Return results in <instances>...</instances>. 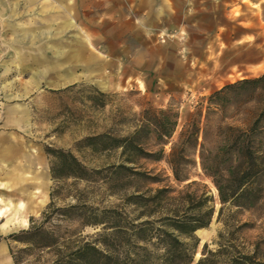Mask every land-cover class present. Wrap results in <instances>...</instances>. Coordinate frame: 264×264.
Instances as JSON below:
<instances>
[{
	"label": "rangeland",
	"instance_id": "obj_1",
	"mask_svg": "<svg viewBox=\"0 0 264 264\" xmlns=\"http://www.w3.org/2000/svg\"><path fill=\"white\" fill-rule=\"evenodd\" d=\"M117 1L125 8L128 0ZM138 3L135 0V6ZM140 5L149 16L103 15L107 7L100 4L97 16L92 10L86 17L84 1L38 0L16 5L3 19L0 196L24 201L15 190L34 170L43 172L47 184L46 202L38 201L41 209L27 215L25 225L0 234L9 254V246L16 253L25 244L11 241L8 235L27 229L30 218L39 222L46 210L51 219L44 227L55 228L60 241L97 242L104 239L101 221L116 224L115 211L122 210L128 221L134 215V206L123 208L126 195L164 185L177 195L187 183L176 182L164 160L137 158L130 164L159 182L118 171L120 150H98L102 144L92 149L86 137L128 135L144 123L145 110L178 113L171 142L196 120L198 141L207 149L216 144L219 125L249 124L257 107L254 102L233 103L221 114L208 108L207 98L227 83L264 73V0H144ZM260 137L264 144V131ZM169 146L165 145L166 152ZM144 147L155 151L159 145L150 136ZM46 149L70 150L87 167L88 178L54 181L52 157ZM191 173L215 198L210 223L196 232L199 244L194 258H199L205 243L209 249L216 247L222 223L216 220L220 204L211 179L202 174L199 164ZM237 219L249 225L241 236L253 241L264 231L263 203L239 211ZM50 252L34 248L20 255V264H42Z\"/></svg>",
	"mask_w": 264,
	"mask_h": 264
},
{
	"label": "trees",
	"instance_id": "obj_2",
	"mask_svg": "<svg viewBox=\"0 0 264 264\" xmlns=\"http://www.w3.org/2000/svg\"><path fill=\"white\" fill-rule=\"evenodd\" d=\"M207 102L208 108L221 114L233 103L254 102L257 107L245 128L219 125L218 140L212 149L198 141L200 127L196 120L186 124L177 140L171 142L178 113L170 114L169 109L156 113L145 110L144 123L128 135L114 137L102 133L85 139L92 149H97V144H102L98 150L119 149L116 169L132 172L136 179L159 182L146 171L130 166L137 158L164 160L176 182L187 181L177 195L167 185L126 195L123 208L126 204L134 206V215L128 221L122 210L115 211L116 224L109 226L101 221L104 225L100 235L104 239L97 242L60 241L55 228L44 227L51 219L46 210L39 222L30 218L27 229L8 235L11 241L25 244L16 251L18 256L9 246L14 264H20V255L34 248L51 250L42 264H264V231L248 241L241 234L249 225L237 219L239 211L259 203L264 205V144L260 137L264 131V73L225 84L213 91ZM150 136L159 145L155 151L144 147ZM45 151L52 157L50 174L54 181L64 177L88 178L87 167L70 150ZM198 164L216 189L220 204L216 220L222 228L214 240L216 247L209 249L205 243L195 262L199 244L195 231L205 229L215 211L211 190L201 180L192 178L191 170ZM53 196L52 190L49 207L53 205Z\"/></svg>",
	"mask_w": 264,
	"mask_h": 264
},
{
	"label": "crops",
	"instance_id": "obj_3",
	"mask_svg": "<svg viewBox=\"0 0 264 264\" xmlns=\"http://www.w3.org/2000/svg\"><path fill=\"white\" fill-rule=\"evenodd\" d=\"M38 0H0V31L4 25L3 19L10 16V13L14 11L16 5H21L25 2H33ZM85 3V16L93 10L95 16L99 14L98 8L100 4H103V7H107L106 3H109L110 6L102 9L103 15L108 14L112 17L115 15H122L125 17H147L149 16V10L145 6L140 5L144 0H139V5L135 6V0H128L124 8V5L119 4L117 1L114 3V0H80ZM103 2V3H102ZM113 2V3H112ZM112 3V4H111ZM89 12V13H88ZM14 16V14H13ZM67 78L66 80H70ZM30 159V158H29ZM33 160L30 159L28 165H32ZM18 168L23 169V164H18ZM2 168L0 167V172ZM28 179L25 180L20 186L15 190V195L17 197H23L24 201H19L18 203L13 202L9 198H2L0 196V234H6L10 231H13L27 223V215L37 213L41 207L38 205L39 200H44V203L47 200V184L45 176L42 171L34 170L30 173H26ZM19 203L24 204L23 209H19ZM38 209V210H37ZM37 210V211H36ZM22 221H25V224L22 225ZM5 226V228H3ZM0 264H13L12 258L8 253V246L6 242H1L0 240Z\"/></svg>",
	"mask_w": 264,
	"mask_h": 264
},
{
	"label": "bare ground",
	"instance_id": "obj_4",
	"mask_svg": "<svg viewBox=\"0 0 264 264\" xmlns=\"http://www.w3.org/2000/svg\"><path fill=\"white\" fill-rule=\"evenodd\" d=\"M38 205L40 206V205H42V203H41V202H39V204H38ZM21 223H22V225H23V224H25V221H22ZM3 228H5V226H4Z\"/></svg>",
	"mask_w": 264,
	"mask_h": 264
},
{
	"label": "water",
	"instance_id": "obj_5",
	"mask_svg": "<svg viewBox=\"0 0 264 264\" xmlns=\"http://www.w3.org/2000/svg\"><path fill=\"white\" fill-rule=\"evenodd\" d=\"M196 231H197V230H196ZM196 231H195V234H196ZM195 258H196V257H195ZM195 258H194V260H195V262H196V261H197V259H198V257H197L196 259H195ZM193 264H194V263H193Z\"/></svg>",
	"mask_w": 264,
	"mask_h": 264
}]
</instances>
